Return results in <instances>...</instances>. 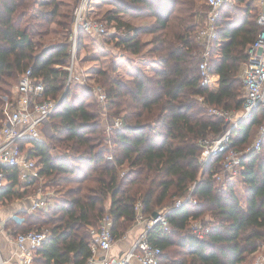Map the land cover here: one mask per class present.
Masks as SVG:
<instances>
[{"label": "trees", "instance_id": "1", "mask_svg": "<svg viewBox=\"0 0 264 264\" xmlns=\"http://www.w3.org/2000/svg\"><path fill=\"white\" fill-rule=\"evenodd\" d=\"M98 1L114 5L109 19L116 28L123 27L122 33L109 35L116 47L139 54L146 46L143 35L150 33V52L161 68L152 76L138 71L129 82L110 72L100 73L103 108L122 121L108 135L100 123V104L92 107L87 101L89 89L79 86V95H73L69 83L50 116V141L45 137L30 140L41 181L35 178L29 187L14 192L19 178L14 168L0 190V200L9 201L32 193L39 184L57 188L52 204L24 214L15 234L49 229L32 264H85L92 228L104 214L110 216L117 238L135 221L137 202L146 219L156 207L168 205L169 227L158 223L147 233L148 240L161 250L159 264H246L249 255L264 245V136L258 151L251 149L241 156L243 201L234 181L223 184L215 178L221 172L223 154L205 165L199 163L198 139H214L224 131V118L206 108H241L243 84L238 71L259 31L256 0H227L217 10L210 54L212 72L218 76L216 88L200 84L198 64L203 47L195 40L199 26L195 21L202 19V13L195 7L197 0ZM59 7L57 0H0V92L31 67L33 76L45 85L43 98H59L68 77L61 67L70 63L69 36L51 45L34 37L41 34L40 26L53 22L71 32L73 12H62ZM118 13L151 16L154 22L141 29L117 18ZM80 34L86 33L78 30L76 51L83 42ZM198 46L199 54L195 53ZM263 120L261 108L240 120L230 134V145L244 150ZM103 143L112 149L98 150ZM116 147L119 152H114ZM108 153L112 159L106 157ZM119 166L124 172L118 171ZM192 184L191 197L176 207L180 198L174 201L170 196L184 197ZM204 209L215 219L202 221L208 232L199 237L188 221L200 217Z\"/></svg>", "mask_w": 264, "mask_h": 264}, {"label": "built area", "instance_id": "2", "mask_svg": "<svg viewBox=\"0 0 264 264\" xmlns=\"http://www.w3.org/2000/svg\"><path fill=\"white\" fill-rule=\"evenodd\" d=\"M94 0H76L73 6V17L71 22V33L69 34L70 42V63L61 68L68 71L67 84L72 81L74 63L76 60V48L78 30L82 29L87 34L102 36L107 33L105 21L95 19L89 16L91 5ZM227 0H205V4L209 8L205 18V25L199 28L196 32V41L203 47L201 57L198 64V74L200 84L206 87H214L216 78L218 77L212 72L210 63V54L212 40L215 38V22L217 10ZM259 6L257 16V24L259 31L255 40L247 48V60L244 61L242 70L243 80V102L241 108L237 112L236 118L233 120L229 129L214 139L200 138L198 143L201 146L199 154V162L203 165L207 164L211 158L219 154H223L221 161V172L215 173L216 180L222 182L231 181L240 173L241 156L244 152L251 149L259 150L261 147L262 138L264 136V120L258 126L256 137L245 147L244 150L230 145V134L237 123L261 108L264 112V0H256ZM60 68L59 66H57ZM45 85L39 78L32 74V68L28 67L18 76L17 84L15 85V98L12 101L6 100L2 104L4 119L0 125V190L8 181L10 170L18 169V177L23 183L28 185L33 179H42L37 173V164L35 158L31 155L33 144L32 139H39L41 131L50 121V116L55 110L61 97L57 100L43 98ZM96 95L102 102L105 100L104 91L97 87ZM201 100V97H198ZM210 111L218 116H222L225 120L224 129L228 124V111L220 110L211 107ZM122 125L121 118L111 119V122L106 126L107 133L113 127ZM108 135V134H107ZM102 149V148H101ZM100 149V150H101ZM108 159L113 156L109 153ZM194 184L189 187L186 199L191 197ZM42 184L36 186L35 190L30 195L29 211L35 212L39 209H46L51 201V192L45 191ZM181 200L175 202V206H179ZM140 203L135 204L137 210L136 222H144L143 231L138 235L130 248L121 255L109 256L108 252L114 241L112 233V220L108 213L104 214L97 224L95 229H92L91 240L88 244L90 256L87 258L86 264H131L132 260H137L140 264H159V255L161 250L153 245L147 237L148 230L154 225L161 223L165 229L169 227L166 215L169 209L157 211V217L145 218L139 212ZM0 225H3L0 222ZM190 230L199 237H203L208 228L202 226L199 222L189 227ZM49 234L48 228L40 230L29 229L18 233L14 241L18 249V255L23 258L26 256L24 244L29 242L31 247L36 251L47 239ZM264 262L263 256L256 259L254 264ZM26 264H31V260H27ZM0 264H6L0 252ZM74 264V263H66Z\"/></svg>", "mask_w": 264, "mask_h": 264}, {"label": "rangeland", "instance_id": "3", "mask_svg": "<svg viewBox=\"0 0 264 264\" xmlns=\"http://www.w3.org/2000/svg\"><path fill=\"white\" fill-rule=\"evenodd\" d=\"M57 1L60 4L59 8L62 12H68V14H69V12H71V10L73 12V6L75 4L74 0H57ZM111 5L112 4L109 2H101L98 0L93 1L92 5H91L92 7H91L90 12H89V16L92 18H95V19H99L101 21H105L107 33L105 35H102V36L92 35V34H87V33L86 34H80V37H81V39H83V42L81 43L79 50L76 51V60L74 63L73 78H72V83L70 85V88L72 89L73 95H79V92H78L79 86L87 87L89 89L90 93L88 94V98H87L88 100L87 99L86 100L88 102H90L92 107H96V104L97 105L100 104V107H101V111L99 109V111L101 113V117H100L101 122L100 123H101V126L103 127V129L105 130V135L110 134V133H107L106 126L111 122V119L113 120L114 118H120V117H118L117 115L111 116L110 114H108L103 108L104 102L100 101L98 99V97L96 96L95 90L97 87L101 88L102 90L104 89L102 82H99L100 80L103 79V76L100 73L102 71L110 72V74H112V75L115 74L116 76L120 77L123 81L129 82L133 79L134 74L137 73L138 71H140L141 73L146 74V75L149 74L148 76H151L154 73L153 70H154L155 66H158L157 68L161 67V64L158 61H156L155 58H153V54L150 52V49L152 48V45H150L151 43L149 40L151 38L150 33L143 35V40L147 39L149 41H145L146 46L139 54H133L131 52H128V51H125L121 48L116 47V45L114 44V41H112L110 39L109 35L113 34V33H117V34L122 33L123 27L116 28V25H115L116 23L113 20L109 19V17H111L113 15V12H111L109 9ZM253 5H254V12L256 13V16H257L259 13V9H258V7H256V4L254 1H253ZM195 7L197 10H199V12L202 13V19L196 17L195 22L199 25L198 26L199 28H203L205 25V22H204L205 16L208 14L209 8L205 4V0H197ZM48 8L49 7L47 6V7H43L42 9L46 10ZM39 14H41V12ZM117 18H120L121 20H123L125 22H129L130 24H133V25L141 26V24H143V25H146L147 28H149V25L152 24V20H153V18H151L149 16L142 17L139 15H134L133 17H130L129 15H121L120 17L118 16ZM70 19H71V13H70ZM70 25H71V23H70ZM70 25H69V29H70ZM198 27L196 29V32L198 30ZM147 28H144V29H147ZM36 29H37V27H36ZM39 29L42 30L41 34H37L34 37L36 40L39 39L43 45H51V44L56 43V42L65 41L66 38L71 33V32H69V34H68V32H66V30H63L62 28H60L59 25H56L54 22L49 23V24H43V26L42 27L40 26ZM84 39H85L86 43H84ZM195 40H196V38H195ZM199 46L196 49L198 52H195L197 54H199V52L201 50L199 48ZM153 62H156L159 65H155V63H153ZM137 69H139V70H137ZM67 79H68V77H67ZM67 79H66L65 87H64L63 91L61 92L59 98L66 92V89L69 87V83L67 84ZM17 80H18V77H17ZM17 80L13 83V85L9 89L0 92V124L2 123V120L4 119L2 104L6 100H9V101L14 100V98H15L14 89H15V85L17 84ZM240 80H241V83L243 84L242 76H240ZM74 84H77L78 87L74 88L73 87ZM104 86H106V85H104ZM79 89H81V88H79ZM242 92H243V89H242ZM242 96H243V94H242ZM206 109H207L208 113H212L210 111V108H206ZM212 114H214V113H212ZM236 116H237V112H235L233 110L228 111V119L229 120H228L227 127L224 129L225 131L227 129H229L230 125L232 124V122L236 118ZM52 124H53V122L51 123V121H49V123H47L45 125V127L41 131L40 138H42V139L46 138L47 141H50L48 139H49V136H51L53 134ZM256 134H257V132H256ZM112 147L113 146H111V145H109V147H108V145L106 143H103L102 145H99L97 148H99L98 150H100L102 148L100 151L103 152V150H104V153H105L110 148L112 149ZM113 150H114V152H119L117 147H116V149H113ZM239 150L242 151L243 149H239ZM53 151L55 152V150H53ZM108 154H106V157ZM198 161H199V159H198ZM118 168H119V170H118L119 172H124L123 170H125V168H123V166H119ZM232 181H234L235 191L238 193L240 200L243 201L242 198L244 197V189H243V186L240 182L239 174L237 176H235L232 179ZM74 185L75 184H71V185L68 184V186H74ZM56 189L57 188H55V189L54 188H49V189L45 188L44 190L45 191L49 190L51 192V196H54ZM34 190H35V188H34ZM186 196L187 195H185L184 197H178V196L172 195V196H170V198H174V201L180 198V200L182 201V200L186 199ZM14 198H12V199H14ZM11 200H9V201H11ZM106 204H107V201H106ZM169 206H170V204H169ZM167 208H168V205L167 206L163 205V206L156 207L155 210L156 211H164ZM213 219H215V217L212 215V213L210 211H208L207 209H204V211L200 215V217H198L197 219H190L188 221V223H189L188 227H190L196 223L199 224V222L202 223V221L206 223V222L213 220ZM97 224H98V221L96 222V224L94 225V227L92 229H95ZM31 229H34V228H31ZM175 235H177V233H175ZM173 249L178 250V247H173ZM263 254H264V245L261 246V248L258 250L257 253L249 255V257L247 258L248 261L246 262V264H254L256 259L263 256ZM260 264H264V262L260 261Z\"/></svg>", "mask_w": 264, "mask_h": 264}, {"label": "crops", "instance_id": "4", "mask_svg": "<svg viewBox=\"0 0 264 264\" xmlns=\"http://www.w3.org/2000/svg\"><path fill=\"white\" fill-rule=\"evenodd\" d=\"M74 3H75V0H74ZM109 9L111 12H114L115 10L114 5H111ZM121 15H128V14L118 13L117 17L118 16L120 17ZM129 16L133 17L131 15ZM153 22H154V18L152 20V23ZM151 25L152 24H150L149 27ZM134 26L141 28V29L147 28L146 25H143V24H141L142 27L139 25H134ZM149 40L146 39L144 41H149ZM84 43H86L85 39H84ZM153 63H155V65H159L156 62H153ZM157 67L158 66H155L153 70L154 73L156 70L161 68V67L160 68H157ZM243 68H244V62L241 63L239 71H238L239 78L240 76H242ZM217 86H218V77L216 78L214 88H216ZM37 179L41 181V179L39 178ZM25 186L29 187L30 185H28L27 183H23L18 178V183L14 186V192H17L18 190L23 191V189L26 188ZM30 195L31 193H28L27 195H24L22 197H16L12 199L11 201H7L5 198L0 200V222H2L3 224V225H0V252L3 258L5 259L6 264H26L25 262L27 260H31V264H32L33 258L35 256L36 251H34V249L31 247L29 242H26L24 244V249L26 250V256L23 258L22 256L18 255V249L14 241L15 236L18 234V233L15 234V226L22 225L24 214L33 213L29 211V205H30V199H31ZM42 210H45V209H42ZM144 226H145L144 222L134 221L132 225L128 229H126V231L120 237H117L114 239L112 246L108 252V255L115 256V255H121L125 253L130 248V246L133 244V242L136 240L138 235L143 231ZM19 233L21 232L19 231ZM131 264H140V263L134 259L132 260Z\"/></svg>", "mask_w": 264, "mask_h": 264}, {"label": "water", "instance_id": "5", "mask_svg": "<svg viewBox=\"0 0 264 264\" xmlns=\"http://www.w3.org/2000/svg\"><path fill=\"white\" fill-rule=\"evenodd\" d=\"M157 215H158L157 211L152 213V217H157Z\"/></svg>", "mask_w": 264, "mask_h": 264}]
</instances>
